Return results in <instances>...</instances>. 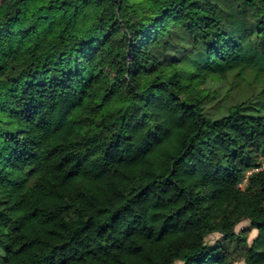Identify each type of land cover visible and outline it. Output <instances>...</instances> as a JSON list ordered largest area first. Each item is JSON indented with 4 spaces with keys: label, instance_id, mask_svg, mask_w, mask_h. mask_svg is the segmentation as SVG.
Here are the masks:
<instances>
[{
    "label": "trees",
    "instance_id": "16d2710c",
    "mask_svg": "<svg viewBox=\"0 0 264 264\" xmlns=\"http://www.w3.org/2000/svg\"><path fill=\"white\" fill-rule=\"evenodd\" d=\"M258 154L264 0H1L0 264H264Z\"/></svg>",
    "mask_w": 264,
    "mask_h": 264
},
{
    "label": "rangeland",
    "instance_id": "374dc122",
    "mask_svg": "<svg viewBox=\"0 0 264 264\" xmlns=\"http://www.w3.org/2000/svg\"><path fill=\"white\" fill-rule=\"evenodd\" d=\"M235 82L236 81L233 80L232 78H229L226 81L212 80L208 83L207 86L210 89H218V91L222 94H224L225 92H230L231 94H233L235 91H237L234 88V86H232L233 84H235ZM254 160H255L254 161L255 165L252 166L251 169L245 172L244 179L240 183L242 184L241 185L242 189L246 187L248 183V177L252 174V172H254L255 170L261 169V168L264 170V156H262L261 154H258V156ZM251 164H253V162ZM234 232L238 234L240 237H242L243 235H246V242H245L246 246H249L257 235V232L251 229L248 221H242L238 225H236ZM220 241H221V237L219 234H211L205 238V243L208 246H213ZM224 244L230 253L232 264H244L243 247L239 245L235 247L234 244H231V243L230 244L224 243ZM176 264H179V263H176Z\"/></svg>",
    "mask_w": 264,
    "mask_h": 264
},
{
    "label": "built area",
    "instance_id": "2783aa9c",
    "mask_svg": "<svg viewBox=\"0 0 264 264\" xmlns=\"http://www.w3.org/2000/svg\"><path fill=\"white\" fill-rule=\"evenodd\" d=\"M263 169L261 168V169H258V170H255L254 172H258V171H262ZM242 184H240L239 185V188H241L242 186H241ZM242 189V188H241Z\"/></svg>",
    "mask_w": 264,
    "mask_h": 264
}]
</instances>
